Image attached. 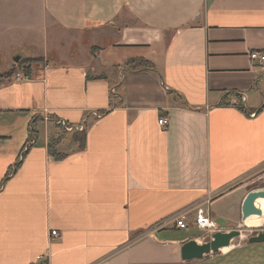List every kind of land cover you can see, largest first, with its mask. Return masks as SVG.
<instances>
[{"label": "crops", "instance_id": "0c3cea01", "mask_svg": "<svg viewBox=\"0 0 264 264\" xmlns=\"http://www.w3.org/2000/svg\"><path fill=\"white\" fill-rule=\"evenodd\" d=\"M36 1V22L0 20L27 36L2 59L39 58L0 71V264H186L188 228L158 224L209 196L227 231L264 169V0ZM83 119L79 149L60 122Z\"/></svg>", "mask_w": 264, "mask_h": 264}, {"label": "water", "instance_id": "95a60500", "mask_svg": "<svg viewBox=\"0 0 264 264\" xmlns=\"http://www.w3.org/2000/svg\"><path fill=\"white\" fill-rule=\"evenodd\" d=\"M259 198H264V186L249 190L241 204V222L250 215H261L256 205ZM238 229L215 231L209 241L198 243L196 239H188L180 246V258L195 261L192 264H264V229L251 235L242 246L231 247L221 252L223 247H230V241L239 236ZM210 257H207L211 255Z\"/></svg>", "mask_w": 264, "mask_h": 264}, {"label": "rangeland", "instance_id": "374dc122", "mask_svg": "<svg viewBox=\"0 0 264 264\" xmlns=\"http://www.w3.org/2000/svg\"><path fill=\"white\" fill-rule=\"evenodd\" d=\"M24 6H39V5H38L36 0H0V20H1V22H4L5 25L6 24L8 25L9 20H18V21H24V22L30 21L32 23L36 22L37 14H34V12H32V11H29L28 14H26ZM19 13L22 15H20ZM16 31L17 32L15 34H13V31L11 30V28H9L7 26L5 27L0 23V71L3 70L2 65L4 63H7V62H10L11 65L15 68V70H17L15 66H17L18 69H20L21 67L27 68V67H29V64L32 63V61L22 63L23 60H25L26 58L22 59V58L18 57L17 63L13 64L11 59H8L7 57H6V59L1 58L2 56L3 57L7 56V54H8L7 51H8V47H9L8 42H10V41H12V39H14V35H15V37H19V38H23V37L26 38L27 37V36H25L26 34H23L20 30L17 29ZM42 61L44 63V60H42ZM46 64L48 66L50 65L48 62ZM0 74H2V73H0ZM246 183H247V185H246L247 189L248 188L255 189V188H259V187L264 186V169H262V170L260 169V170L255 171L247 179ZM230 229H238L240 231L239 236H235L230 241V246L236 247V246L245 245L247 243L248 237L251 235H255L261 229H264V225L262 227H259V228H246V227H243L241 221H238L235 224L229 226L228 230H230ZM215 231H223V230H221V228H218L217 226H215V228L213 230L205 233V235L201 238L200 237L201 236L200 230H197L193 226H189V228L185 234L189 235L190 237L191 236H197L198 234H200L196 240L198 243H203V242L209 241L211 239L210 234H212ZM210 256H212V254L207 256V257H210ZM193 262L194 261L191 260V261L186 262V264H192Z\"/></svg>", "mask_w": 264, "mask_h": 264}, {"label": "built area", "instance_id": "2783aa9c", "mask_svg": "<svg viewBox=\"0 0 264 264\" xmlns=\"http://www.w3.org/2000/svg\"><path fill=\"white\" fill-rule=\"evenodd\" d=\"M250 58L257 60L260 64L264 63V54L260 52H252L250 54ZM45 69L49 68L47 64H44L43 66ZM13 78L17 81L20 80H28L30 78L29 70H26V68L21 67L20 69L16 70L12 74ZM243 99V98H242ZM256 113L255 112H249L248 117H253ZM91 115L93 117H98L100 113L98 112H92ZM158 124L164 128L168 124V119L166 117H159L157 120ZM60 125L62 126L63 130L66 132L72 131V130H83L85 125V119L82 120L81 123L76 125H67L63 121L60 122ZM34 142V139H31L27 142V144L24 146V149H26L28 146H30ZM22 157V153L19 155V158ZM209 196H206L202 201L194 204L191 207L184 208L172 216L168 218V220H165V222H161L158 224V226H162L163 223L171 222L172 225L177 229L185 230L189 228V226H193L197 230H200L201 238L205 235V233L213 230L215 228V224L211 220L209 216ZM52 235H56V232L52 230L50 232ZM199 234V235H200Z\"/></svg>", "mask_w": 264, "mask_h": 264}, {"label": "trees", "instance_id": "16d2710c", "mask_svg": "<svg viewBox=\"0 0 264 264\" xmlns=\"http://www.w3.org/2000/svg\"><path fill=\"white\" fill-rule=\"evenodd\" d=\"M39 59V58H38ZM38 59H29L26 58L23 60L22 63L25 62H33V61H39ZM124 66L128 69H139V68H145V69H154V66L151 62L148 60L142 59V58H129L124 61ZM26 70H28L26 68ZM12 70L0 74V77H5L9 76L11 74ZM237 97H239L237 95ZM35 120L37 121L38 118H34L32 123L29 126V136H28V141L31 139H35L37 136L36 133V128H35ZM66 132V131H65ZM61 140V134H55V133H49L47 137V143H46V148L48 154L54 158L55 160L62 159L64 157V154L58 152L56 150V146ZM71 142L74 145H77L79 149H83L85 146V128L83 130H72L71 132ZM19 161H16L14 165L8 170L4 180L6 177H8L11 173H13L19 166ZM3 182V180H2ZM197 236H191L189 239H195Z\"/></svg>", "mask_w": 264, "mask_h": 264}, {"label": "bare ground", "instance_id": "6f19581e", "mask_svg": "<svg viewBox=\"0 0 264 264\" xmlns=\"http://www.w3.org/2000/svg\"><path fill=\"white\" fill-rule=\"evenodd\" d=\"M256 205L260 208V210L262 212L261 215H250V216H248L242 222L243 227H246V228H259V227H262L264 225V198L257 199ZM230 248H231V246L230 247H223L221 249V252L225 253Z\"/></svg>", "mask_w": 264, "mask_h": 264}]
</instances>
